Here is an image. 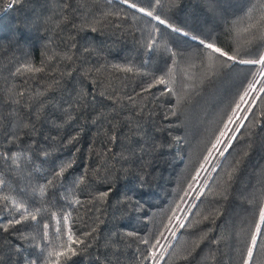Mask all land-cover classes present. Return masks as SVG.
Listing matches in <instances>:
<instances>
[{
  "label": "trees",
  "instance_id": "1",
  "mask_svg": "<svg viewBox=\"0 0 264 264\" xmlns=\"http://www.w3.org/2000/svg\"><path fill=\"white\" fill-rule=\"evenodd\" d=\"M261 56L264 0H0V264H264Z\"/></svg>",
  "mask_w": 264,
  "mask_h": 264
},
{
  "label": "snow or ice",
  "instance_id": "2",
  "mask_svg": "<svg viewBox=\"0 0 264 264\" xmlns=\"http://www.w3.org/2000/svg\"><path fill=\"white\" fill-rule=\"evenodd\" d=\"M125 2H127V0H125ZM156 2H157V4H158L159 0H156ZM10 6H11V5H10ZM131 6H132V7H136L135 4H133V5H131ZM138 10H139L140 12L144 13L145 15L149 16V17H152V16H153V13H152L151 11L146 10L145 8H140V9H138ZM154 18H155L157 21H159L160 23H165L164 21H161V20H160V17H159V16H156V17H154ZM169 27H171V26L169 25ZM176 31H179V30L176 29ZM200 43H201V44H204L203 41H201ZM154 44H155V41L151 42V43L148 45L149 49H151L152 47H154ZM204 47H205L206 49L209 50V56H211V55H213V54H219L220 56H225V57H227L229 60H235V59H236V58L233 57V56H228V53H227V52L222 51L221 48L216 47L213 43H207V44H204ZM238 62H239V63H245V64H260V65H264V56H261L259 60H254V61H238ZM25 67H27V66H25ZM27 70L31 71L32 69H31V68H27ZM18 71H19V69H18ZM36 71H40V69H36ZM126 71H131V69H130V68H129V69H126ZM261 76H264V72L261 73ZM157 83L163 84V83H165V81L161 78V79H159V80L157 81ZM149 87H151V85H150ZM261 91L264 92V88H262ZM247 95H249V92H248V91H246V92L244 93V95H242V96L240 97V100L243 102L244 99H245V96H247ZM239 107H240V105L237 104V109H239ZM238 130H239V129H237V131H238ZM220 135H221V136H224L225 133H224V132H221ZM220 143H221V141H220L219 139H217L216 144L218 145V144H220ZM213 147L215 148L216 145H213ZM14 162H15V160H14ZM17 166H19V165H17ZM69 166H70V165H65L64 167H62L59 171H57V172L55 173V176L58 177V176L62 175L63 172L65 171V168H66V167H69ZM82 180H83V178H81V181H80V182H82ZM3 183H4V181H3V180H0V185H3ZM52 183H53V181H52V180H49V181H47V185H42V186H40V192H41V194H43L45 188H46L47 186L51 185ZM102 195L106 196L107 193H104V194H102ZM3 199H7V197H4ZM77 203H79V201H77ZM16 206H17L18 210H19V209H23L24 211H27V209H26L22 204H20V205H16ZM36 211L39 212L40 209H37ZM29 216H30V218H31L32 220H35V219H36V216H35V215L29 214ZM29 216H23V215H22V216L20 217V219H14V220L10 221L9 223H10V225H11V224H20V223H22L24 220L28 219ZM65 219H67V217H65ZM260 219H261L262 222H264V210H262L261 213H260ZM259 231H260V228H259V226H257V232H259ZM129 235H132V234L129 233ZM70 238H71V237H70ZM78 242H79V241H73V243H78ZM145 243H147V241H145ZM253 244H255V237H253ZM69 253H70L71 255H75V254H76L75 251H74V249H72V248L69 246V247L66 249V251H65L64 253H59L58 255L67 256V255H69ZM248 254H249V256H251V249H249V253H248ZM245 264H247V261L245 262Z\"/></svg>",
  "mask_w": 264,
  "mask_h": 264
},
{
  "label": "rangeland",
  "instance_id": "3",
  "mask_svg": "<svg viewBox=\"0 0 264 264\" xmlns=\"http://www.w3.org/2000/svg\"><path fill=\"white\" fill-rule=\"evenodd\" d=\"M210 60H211V62L208 63V69L209 70H211L214 66H216L215 63H214V61H216V60L214 58H210ZM261 71L262 70L260 69V74H261ZM216 103H217V95H215V97H214V95L211 96L209 98V100L207 101V104L209 105L210 108ZM237 103H236V105L234 107H232V109H231V111H230V113L228 114L227 117H225L224 115L221 116V118L219 119V121L215 125L213 133L210 135V131L208 132V140H209V142L211 141L210 142L209 152L214 148L213 145H216L217 139H219L221 132H223L224 128L227 127L229 118L232 116V114H234V112H235V110L237 108ZM210 114H211V112L208 111L207 113H205V116H204V118H205L204 121H206L205 122L206 123L205 124V128L206 129L208 127L207 124H209L208 120L210 119V116H209Z\"/></svg>",
  "mask_w": 264,
  "mask_h": 264
}]
</instances>
